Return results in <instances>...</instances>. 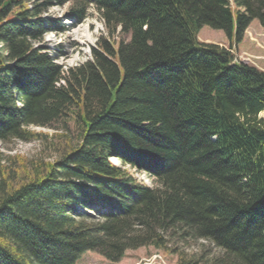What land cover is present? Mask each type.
<instances>
[{"label": "trees", "instance_id": "trees-1", "mask_svg": "<svg viewBox=\"0 0 264 264\" xmlns=\"http://www.w3.org/2000/svg\"><path fill=\"white\" fill-rule=\"evenodd\" d=\"M92 6L117 40L91 58L63 68L35 45ZM255 20L264 29V0H0V141L59 151L0 149V264H78L88 250L119 262L175 251V237L219 250L177 264H264V69L198 39L209 25L238 41Z\"/></svg>", "mask_w": 264, "mask_h": 264}, {"label": "rangeland", "instance_id": "rangeland-1", "mask_svg": "<svg viewBox=\"0 0 264 264\" xmlns=\"http://www.w3.org/2000/svg\"><path fill=\"white\" fill-rule=\"evenodd\" d=\"M33 2L34 0H29L30 6H32ZM68 5L52 6L44 15L53 17L63 16ZM63 19L67 24L68 30L60 33L53 31L46 32L42 39L35 43V45L45 48L63 68L81 64L91 58L92 49L97 47V42L101 37L106 38L108 41L117 40L114 35L112 38L109 34L100 12L94 6L88 9L86 18L80 23H73L72 20L64 17ZM117 32H119V28ZM198 39L202 42L217 43L228 48L231 47L232 42L234 45L233 50L239 60L246 61L264 69V29L258 20L251 23L242 39L238 41L234 31L232 35H229L225 30L213 28L209 25H203L200 28ZM30 128L49 135L55 134L57 131L63 132V130L61 131L56 128L34 125ZM64 139H69V136L61 139L62 144ZM0 149L6 155L21 154L32 160L42 159L44 161H53L59 155V151H55L49 141H43L42 139H16L9 142L0 141ZM112 161L120 164L116 158H113ZM131 171L137 178L144 182L146 181L145 183H152L147 174L136 172L132 169ZM170 245L171 248L176 250L166 251L156 249L153 246L130 249L119 262H112L98 252L88 250L84 252L78 264H177L178 257L182 251L188 255H198L206 249L208 253L206 256L219 252L217 248L212 247L208 241L203 239L187 243L175 237Z\"/></svg>", "mask_w": 264, "mask_h": 264}]
</instances>
